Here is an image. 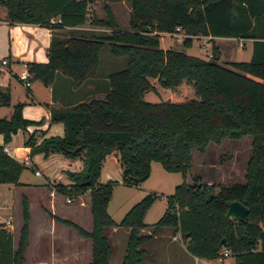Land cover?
<instances>
[{"label":"trees","instance_id":"obj_1","mask_svg":"<svg viewBox=\"0 0 264 264\" xmlns=\"http://www.w3.org/2000/svg\"><path fill=\"white\" fill-rule=\"evenodd\" d=\"M121 1L129 8L123 30L118 29L110 7ZM0 5L9 23L55 29L88 22L108 29H69L72 33L65 38L51 34L47 61L25 64L30 80L49 85L59 73L77 87L95 75L104 42L111 54L126 59L124 68L107 73L104 84L84 99L49 110L50 121L62 123V135L37 141L32 131L23 141L30 155L41 153L45 158L57 153L81 160L78 170L64 171L67 182L52 187L65 197L88 191L90 229L60 220L90 241L89 264H109L111 246L104 231L116 226L128 229L124 254L116 264H140L143 245L162 227L179 234L196 264H264V27H260L264 0H0ZM90 5L98 6L102 14L89 15ZM175 26L187 34L180 41L184 48L198 35L249 38L250 57L230 61L226 68L216 63L219 55L214 47L209 58L159 48L161 33ZM151 78L169 89L166 100L143 99ZM3 104H9V91L0 87ZM40 122L24 118L21 103L13 104L10 116L0 118L2 144L18 129ZM245 136L250 137V152L243 182L212 184L193 174L191 183L174 185L162 214L150 225L142 222V215L154 198L151 193L131 205L118 223L107 213L113 181L98 180L107 154L117 157L121 181L132 184L148 175L150 161L184 175L191 166L192 150L204 153L210 144ZM2 144L0 183L20 185L25 165L6 154ZM226 200L247 207L244 222L224 218ZM8 208L0 205V264H21L27 243L24 198L15 248L2 224ZM147 226L149 233H140Z\"/></svg>","mask_w":264,"mask_h":264},{"label":"rangeland","instance_id":"obj_2","mask_svg":"<svg viewBox=\"0 0 264 264\" xmlns=\"http://www.w3.org/2000/svg\"><path fill=\"white\" fill-rule=\"evenodd\" d=\"M94 6V10H89L91 16L94 13L102 14L99 7ZM111 10L115 16L118 29L127 27V8L126 2H117L110 4ZM5 10L0 5L1 11ZM88 25V22H86ZM86 25V24H85ZM86 25V26H87ZM260 27H264V17ZM257 30V29H256ZM181 39L175 36L163 34L160 37V47L164 49H174L186 54L199 53L204 58H209L212 47L219 50L216 63L220 66L230 68L227 61H246L250 53V42L242 38V44L239 45L238 37L210 41L203 37H192L196 40L193 49H185L181 46ZM46 53V49H45ZM19 63V67H22ZM126 59L122 55L111 54L107 42H104L98 52V63L95 73L99 81L104 74L124 68ZM68 79V87L71 89V81ZM151 88L143 93V99L150 102L164 101L169 95L168 88L161 87L156 79H149ZM64 82V81H63ZM0 83L9 91L10 98L14 100L13 104L29 102L31 94L40 95L41 92H48L47 85L39 79L32 78L29 87L22 86L13 75L8 74L5 66L0 64ZM86 85V84H85ZM101 87V83L98 84ZM52 93L59 89L56 83L53 85ZM80 89V88H79ZM9 104L0 105V118H8L7 113ZM34 113H27L33 115ZM24 117V116H23ZM26 118V117H24ZM14 143H19L20 135L13 138ZM250 137L245 136L238 140H222L219 144H210L206 147L204 153L195 150L191 151V166L189 170L182 175L180 172L165 171L159 162L150 161L149 173L140 182L125 184L121 181V167L115 157L109 156L102 163V169L99 173L98 180L113 181L110 198L107 202V213L111 219L118 223L124 213L142 198L145 194L154 195L152 202L146 208L142 215V222L145 224L154 223L162 214L165 208V198L172 194L174 185L185 181L191 183L192 175L197 174L202 181L208 183H233L242 179L246 160L250 151ZM62 163H53L51 168L46 171L40 165H37L44 175L34 173L33 165H25L19 174L18 181L29 183L41 182L43 176L48 179L47 185L52 186L57 182L64 183L66 177L65 170H78L81 160L77 157L66 158L61 156ZM65 159V160H64ZM52 182V183H50ZM11 183H0V205H8V213L2 223L4 229L11 234L12 247H16L18 231L22 222L21 218V199L24 198L26 203L27 219V243L23 251V261L21 264H89L90 261V241L77 234L76 230L62 222L60 219L72 221L82 228L89 230L91 226V217L89 212V195L85 191L77 197H69L67 201L65 196L47 190H37L24 185L15 186ZM48 187V186H47ZM3 218V217H2ZM58 218V219H56ZM148 231L149 227L147 226ZM157 236V239L147 244V252L143 257L142 264H175L173 258L168 255H189L187 252L181 253L175 249V245H181L179 234L174 238V242H169L172 236V228L164 227ZM128 231V230H127ZM111 251L109 255V264H116L124 254L125 239L127 232L121 226L107 227L104 231ZM168 243L171 246L166 249L164 245ZM167 245V246H168ZM176 264H195L190 258H185Z\"/></svg>","mask_w":264,"mask_h":264},{"label":"crops","instance_id":"obj_3","mask_svg":"<svg viewBox=\"0 0 264 264\" xmlns=\"http://www.w3.org/2000/svg\"><path fill=\"white\" fill-rule=\"evenodd\" d=\"M91 9L94 10V6L88 8V10H91ZM128 10L129 8H127V12ZM85 24L87 25V23H84L83 25L74 27V28L61 27V28L50 29V28H47V27H44L38 24H34V23H9L5 18V10H3L1 11V15H0V64H1V60L5 59L6 63L1 64V65L5 66L6 72L8 74L13 75L18 81H21L18 75H19V72L24 69V65L26 63H29V62L43 63L47 61L45 49L48 45L51 34L57 35L61 38H65V37L70 36V34L72 33V31L70 30L72 29L73 30L74 29H77V30L91 29L92 31H98L101 29L108 30L107 28H99L95 26L93 27L89 24L86 26ZM75 34H79V32L77 31ZM161 36H163V34L159 36L158 44L160 43ZM193 37L195 38L203 37L209 40V42L213 40L232 38V37H212L209 35H198V36H193ZM246 39L249 40L250 42L249 38H246ZM195 42L196 40H193L191 43V46L185 49H188V50L193 49V45ZM159 48L161 47L159 46ZM161 49H164V48H161ZM217 51L219 52V50ZM191 55L204 58L203 56L199 55V53H196V52L192 53ZM249 57H250V53H249L248 59ZM20 62H22L21 63L22 67H19ZM228 62L230 61H227V63ZM106 75L107 74H104L102 76L101 81L103 82H100L99 77H97V73H95L93 77L87 79L86 81L78 85L77 87H72L70 89L68 87V84L66 83L68 82V79H66V77L60 75L59 73H56L53 77L52 82L49 85H47L48 92H45V93L41 92L40 95L38 94V92H37V95L36 93H32L31 94L32 98L30 99V101L25 102L21 106L22 116L26 117L27 119H32V120L41 119V122L37 125L26 126L25 130L18 129L14 134L11 135L9 142L5 144H2V138L0 135V145L1 144L3 145V149L6 152V154H8L9 156H11L12 158H14L15 160L19 162H23L24 165H30V164L33 165L34 173L39 176L44 175V174L40 171V169L38 168V166H36V164L40 165L43 170L48 171L51 168L53 163H56V162L62 163L63 162V160L61 159L62 155L57 154V153L49 154L45 158L42 156L41 153H35V154L30 155L29 147L23 145V141L26 138V136L32 131L34 132V137L36 138L37 141L45 136L62 135V132H63L62 123L61 122H51L49 110L51 108H62L66 105L71 104L74 101H79V100L84 99V97H87L88 95H90L91 91H93L94 89H98L96 87L99 83L104 84V82L106 81ZM55 83H56V88L59 87V89L56 90L53 94L52 93V91L54 90L53 85ZM21 84L23 86L22 81H21ZM0 87L4 88L1 83H0ZM8 90L10 89L8 88ZM13 101L14 100L10 98V104L7 107L8 109L7 113H11L12 105L14 103ZM27 113H34L35 115L33 114L34 116H31V115H27ZM17 134L20 135V141L19 143L16 144L14 143L13 138L17 136ZM109 156L115 157V159H117L115 154H113L112 152L107 154L105 158L103 159V161L101 162L100 171L102 169V163H104V160L107 159ZM248 157H249V154H248ZM48 181L49 180L46 179V176H43V180L41 182H36L32 184L31 183L28 184L25 181L22 182L19 180V182L22 183L20 184V186L24 185V186L31 187L34 189L37 188V190H42V189L47 190L50 187V191L54 192L53 187L47 185ZM65 182H67V179ZM100 182H103V181H100ZM238 182H243V174H242V179ZM226 184H229V183H226ZM6 220L8 222L9 219H6ZM122 229L126 232L128 230L125 227H122ZM160 229L155 234H153V237L147 243L143 245V249L146 252H147V249L145 246L149 244L150 242L154 241L155 239H157V236L162 231ZM140 233H149V231L147 228H143L140 230ZM177 234H178L177 232L172 234L171 238H169L168 240V243L174 242L173 240ZM168 243L164 245L166 249H168L171 246V244L168 245ZM175 249L181 253L186 252L183 244L179 245L178 243V245H175ZM145 253L141 257L140 264H142L143 257L148 256V255H145ZM168 256L169 257L171 256L173 258V263L175 264L178 263L180 260L183 261L185 258H190L192 262L196 264V258L192 255H168Z\"/></svg>","mask_w":264,"mask_h":264},{"label":"water","instance_id":"obj_4","mask_svg":"<svg viewBox=\"0 0 264 264\" xmlns=\"http://www.w3.org/2000/svg\"><path fill=\"white\" fill-rule=\"evenodd\" d=\"M210 196V194L208 195ZM224 218L231 219L234 221L244 222L246 220L247 207L240 203L238 200H226ZM224 240L223 238L221 239Z\"/></svg>","mask_w":264,"mask_h":264},{"label":"built area","instance_id":"obj_5","mask_svg":"<svg viewBox=\"0 0 264 264\" xmlns=\"http://www.w3.org/2000/svg\"><path fill=\"white\" fill-rule=\"evenodd\" d=\"M161 34H166L168 36H175V37H179V38H183V37L187 36V34H185L184 31L181 28H179L178 26H175L174 29L172 31H170V32H163ZM238 40H239V45H241L242 44V38L239 37ZM5 63H6V60L2 59L1 60V64H5ZM18 77L22 81L24 87H28L29 86L31 75L26 70L25 65H24V69L19 72ZM66 200L69 201L70 198L66 197Z\"/></svg>","mask_w":264,"mask_h":264}]
</instances>
